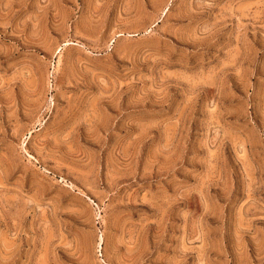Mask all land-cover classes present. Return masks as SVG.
Segmentation results:
<instances>
[{
    "label": "rangeland",
    "instance_id": "rangeland-1",
    "mask_svg": "<svg viewBox=\"0 0 264 264\" xmlns=\"http://www.w3.org/2000/svg\"><path fill=\"white\" fill-rule=\"evenodd\" d=\"M0 264H264V0H0Z\"/></svg>",
    "mask_w": 264,
    "mask_h": 264
}]
</instances>
